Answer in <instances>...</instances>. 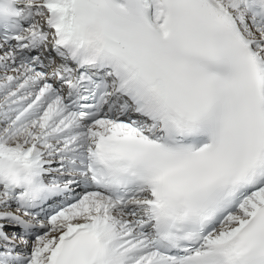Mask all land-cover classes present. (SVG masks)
Instances as JSON below:
<instances>
[{
	"label": "snow or ice",
	"instance_id": "6c2138e0",
	"mask_svg": "<svg viewBox=\"0 0 264 264\" xmlns=\"http://www.w3.org/2000/svg\"><path fill=\"white\" fill-rule=\"evenodd\" d=\"M0 264H264V0H0Z\"/></svg>",
	"mask_w": 264,
	"mask_h": 264
}]
</instances>
